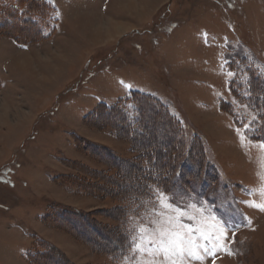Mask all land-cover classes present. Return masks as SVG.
Listing matches in <instances>:
<instances>
[{
	"label": "rangeland",
	"instance_id": "rangeland-1",
	"mask_svg": "<svg viewBox=\"0 0 264 264\" xmlns=\"http://www.w3.org/2000/svg\"><path fill=\"white\" fill-rule=\"evenodd\" d=\"M46 1L52 12L35 25L17 0H0V26L29 21L22 38L50 36L21 46L0 35V264H145L151 256L130 246L152 238L158 213L198 245L228 225L223 249L189 245L182 264H264V0ZM136 92L206 141L235 187L219 208L184 191L138 204L101 197L94 186L112 189L116 159L133 154L92 115ZM139 130L166 150L163 122Z\"/></svg>",
	"mask_w": 264,
	"mask_h": 264
},
{
	"label": "trees",
	"instance_id": "trees-1",
	"mask_svg": "<svg viewBox=\"0 0 264 264\" xmlns=\"http://www.w3.org/2000/svg\"><path fill=\"white\" fill-rule=\"evenodd\" d=\"M17 4L22 10L21 14L14 11L17 19L21 21L18 14L22 15L23 20L29 15L33 17L35 25L38 24L34 15L42 18L43 12H52L46 0H17ZM19 27L21 25L17 23L13 22V25H10L3 23L2 20L0 35L12 39L21 46L50 40V36H40L37 39L22 38L20 32L27 33L26 27H32L29 21L22 26V30ZM128 103H132L138 109L137 112L134 109L133 113H125L122 108ZM150 112H153L152 117L155 119L147 121ZM92 116L97 121L99 117L104 118L108 123L104 128L115 129L122 139L129 142L133 154L131 159H116L120 171L116 168L117 175L113 179L109 178V181L106 180L111 183L112 189L100 185L94 186L97 187L102 198L104 195H106L104 198L110 195L124 202L138 204L153 200L157 193L169 195L175 191H184L198 200H207L217 207L232 189L229 181L224 179L221 170L214 162L206 141L201 136L191 135L188 126L184 127L175 121L169 115L166 105L153 96L135 93L131 98L122 100L116 105H101ZM118 119L121 122L117 121ZM160 122L170 129V134L165 136L168 144L164 151L159 150L152 143L145 146L143 142L147 137L139 130L141 126L153 128ZM252 139L260 140L255 136ZM83 188L80 191H83ZM57 256L62 258L60 253Z\"/></svg>",
	"mask_w": 264,
	"mask_h": 264
},
{
	"label": "snow or ice",
	"instance_id": "snow-or-ice-1",
	"mask_svg": "<svg viewBox=\"0 0 264 264\" xmlns=\"http://www.w3.org/2000/svg\"><path fill=\"white\" fill-rule=\"evenodd\" d=\"M261 210L264 211V206L261 207ZM158 214L161 216V220L152 221V223L156 225L154 229L150 230L152 238L147 239L143 232H141L130 246L133 256L137 254L151 256V259L146 260L145 264H157L155 253L151 251L155 245H158V247L155 248V252H159L168 264H178V262L182 264L185 255L195 256L192 247H203L205 253H211L223 249L224 244L221 243V241H226L228 239L229 229L227 223L217 222L214 233L201 234L200 239L204 240L206 243L204 245H198L190 238V233L185 235L181 234L178 230H174L180 226L174 223L173 218L167 217L164 213ZM198 230L199 229H197V231ZM144 241H146V247L141 248L140 243ZM189 245L192 247H188ZM209 245H211V247H209ZM195 258L199 259L198 256ZM133 264H135V261H133Z\"/></svg>",
	"mask_w": 264,
	"mask_h": 264
},
{
	"label": "crops",
	"instance_id": "crops-1",
	"mask_svg": "<svg viewBox=\"0 0 264 264\" xmlns=\"http://www.w3.org/2000/svg\"><path fill=\"white\" fill-rule=\"evenodd\" d=\"M119 1H120V3H122V0H119ZM123 4H125V2H123ZM126 4H128V1L127 0H126ZM57 10H58V13H59V9L58 8H57Z\"/></svg>",
	"mask_w": 264,
	"mask_h": 264
},
{
	"label": "bare ground",
	"instance_id": "bare-ground-1",
	"mask_svg": "<svg viewBox=\"0 0 264 264\" xmlns=\"http://www.w3.org/2000/svg\"><path fill=\"white\" fill-rule=\"evenodd\" d=\"M119 27V26H118Z\"/></svg>",
	"mask_w": 264,
	"mask_h": 264
}]
</instances>
